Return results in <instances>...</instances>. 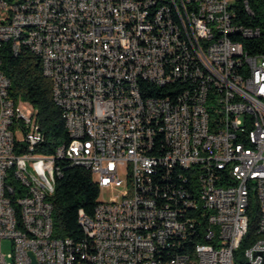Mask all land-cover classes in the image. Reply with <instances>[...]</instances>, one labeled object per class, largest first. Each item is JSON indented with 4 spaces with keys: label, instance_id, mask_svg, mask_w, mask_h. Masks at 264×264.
<instances>
[{
    "label": "built area",
    "instance_id": "2783aa9c",
    "mask_svg": "<svg viewBox=\"0 0 264 264\" xmlns=\"http://www.w3.org/2000/svg\"><path fill=\"white\" fill-rule=\"evenodd\" d=\"M233 2L0 0V264H261L264 54L243 49L260 29L236 22ZM5 43L51 81L69 135L53 154L118 190L91 216L78 210L82 239L60 244L48 226L56 180L41 167L57 179L62 166L35 152ZM251 197L255 238L241 247Z\"/></svg>",
    "mask_w": 264,
    "mask_h": 264
},
{
    "label": "trees",
    "instance_id": "16d2710c",
    "mask_svg": "<svg viewBox=\"0 0 264 264\" xmlns=\"http://www.w3.org/2000/svg\"><path fill=\"white\" fill-rule=\"evenodd\" d=\"M234 0L232 8L235 11L234 20L244 25L255 26L260 34L254 38L240 37L243 49L250 54H264V0ZM2 70L10 80L9 95L14 99L25 101L35 113L36 121L42 135V141L35 152L55 156L58 146L69 142L59 107L52 99V84L45 77L38 60L30 53L13 55L7 43L2 47ZM56 164L61 165V176L56 179L55 189L48 199L52 203V236L58 239H82L84 234L78 221V210L92 215L98 202L99 187L94 182L89 170L80 166H71L65 160L56 158ZM253 197V196H252ZM250 199L248 233L241 243L244 247L249 238H255L257 227L256 211Z\"/></svg>",
    "mask_w": 264,
    "mask_h": 264
},
{
    "label": "bare ground",
    "instance_id": "6f19581e",
    "mask_svg": "<svg viewBox=\"0 0 264 264\" xmlns=\"http://www.w3.org/2000/svg\"><path fill=\"white\" fill-rule=\"evenodd\" d=\"M26 108H30L28 104H26ZM178 110H186V101H178ZM33 115L35 113L32 110ZM35 123H37L35 118ZM42 141V135L39 130H36V133H34V144L38 145ZM170 143V133L169 131H161V144H169ZM59 148H65L64 146H61ZM162 153H164V146H156L155 148V156H162ZM56 158H61L60 154H55ZM56 158L52 156V164H56ZM50 180H56V171L50 169L49 167H41V181L43 183H50ZM249 205L244 206V214H249ZM51 212L52 208L48 209V226L49 228L52 227V219H51ZM248 225H249V219H248ZM58 243L60 244H67V238L65 239H58ZM237 264H250V261L248 258H237ZM261 264H264V260L261 261Z\"/></svg>",
    "mask_w": 264,
    "mask_h": 264
},
{
    "label": "rangeland",
    "instance_id": "374dc122",
    "mask_svg": "<svg viewBox=\"0 0 264 264\" xmlns=\"http://www.w3.org/2000/svg\"><path fill=\"white\" fill-rule=\"evenodd\" d=\"M117 189L114 188H104L100 189L98 200H111L115 198V194L117 193ZM1 250L3 253H8L10 251V241L9 240H3L1 245Z\"/></svg>",
    "mask_w": 264,
    "mask_h": 264
}]
</instances>
